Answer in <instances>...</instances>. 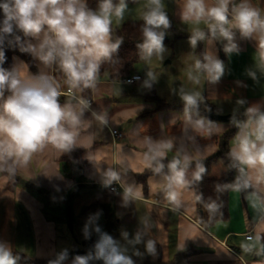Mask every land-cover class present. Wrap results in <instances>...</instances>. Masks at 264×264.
<instances>
[{"label": "crops", "instance_id": "1", "mask_svg": "<svg viewBox=\"0 0 264 264\" xmlns=\"http://www.w3.org/2000/svg\"><path fill=\"white\" fill-rule=\"evenodd\" d=\"M250 3L264 15V0H250ZM180 11L177 7L169 14L172 24L192 23L182 21ZM124 17L136 20L131 13ZM118 21L113 17V25H118ZM237 43L239 54L228 57L222 50L218 51L225 73L215 84L207 83L202 74L199 95L214 107L212 112L244 119L247 107L264 106V71L259 67L258 39L243 40L237 34ZM202 47L204 50L206 45L202 43ZM14 58L18 63L22 61L13 55L12 64ZM246 69L255 71L256 79L251 78ZM21 70L47 71L55 78L54 68L39 69L35 60L33 69L23 64ZM130 75H139L141 80L125 84L102 76L97 79L95 88H91V104L83 113V125L74 147L81 151L85 162L81 174L63 173L59 162L62 151L49 145L34 154L26 166L17 169L19 183L13 191L6 189V180L0 175V243L11 254L18 252L34 259L57 260L65 250L91 251L81 245L85 240L84 227L88 224L89 239H98L94 229L99 226L139 264H167L183 252L188 257L182 264H264V189L259 193L249 192L244 199L239 191L230 190L227 220L206 229L197 222L191 189L186 186L179 189V204H174L167 198L164 175L149 176L145 186L136 178L149 168L144 162L149 141L170 142L171 148L165 149L166 158L183 159L187 155L190 166L214 154L218 137L233 129L230 147L237 129L230 121L210 119L203 114L204 108L188 113L179 109L156 110L155 104L144 98L149 88L143 86L142 73L132 69ZM55 80L61 91L60 102L76 103L62 94L64 78L60 76ZM152 88L160 99L183 103L174 98L167 100L158 95L153 84ZM239 100L245 103L241 105ZM198 119L212 122L211 134L207 129L196 127ZM112 130L119 132L121 138H113ZM109 171L117 172L118 180L108 183ZM185 171L188 180L193 168L187 167ZM224 176L225 166L215 163L209 177ZM113 184L116 185L114 193L109 191ZM75 186H78L77 193L70 197ZM128 189H132V195L126 200ZM93 217L95 219L89 223ZM124 232L128 233L127 239L122 235ZM137 232L141 233L142 242L129 244ZM248 232L252 236L250 240L245 239ZM149 239L155 242L152 255L145 250ZM137 250L143 255H134ZM74 256L67 254L62 264H71Z\"/></svg>", "mask_w": 264, "mask_h": 264}, {"label": "clouds", "instance_id": "2", "mask_svg": "<svg viewBox=\"0 0 264 264\" xmlns=\"http://www.w3.org/2000/svg\"><path fill=\"white\" fill-rule=\"evenodd\" d=\"M127 7V0H97L94 9L89 7L88 0H0V171L15 176L19 167L26 166L34 154L49 145L62 152L73 150L83 125V113L89 107L87 101L75 97V90L95 88L101 65L118 53L123 39L113 35V17L123 20ZM180 19L206 24V30L196 28L189 34L188 44L193 49L202 43L206 45L201 57L194 62V69L206 76L207 83H218L225 73L219 50L228 57L239 54L237 34L243 40L258 39L259 67L264 71V15L250 0L239 3L234 0H212L211 3L184 0ZM142 21V41L137 44L140 58L148 61L156 56L163 60L168 50L164 41L172 27L163 0H147ZM5 43L38 61L39 69H59L76 103L60 102L59 85L47 71H22L21 65L25 62L18 63L15 58L10 67H4L7 61ZM246 72L256 79L255 71L246 69ZM146 77L143 86L151 88L156 74L149 70ZM181 99L188 113L198 108L200 95L181 89ZM238 103L243 105L245 101ZM243 115L244 119L233 116L230 121L237 129L226 154L229 167L237 172L231 187L236 191L252 189L259 193L264 189V106H249ZM195 125L198 129H207L209 134L213 129L212 122L205 119L196 120ZM171 146L170 142L149 141L145 165L155 166L154 171L160 173L165 168V149ZM189 164L187 155L183 159L173 158L167 164L164 188L167 198L174 204H179L178 190L189 183L185 171ZM196 169L193 177L199 181L205 168L197 164ZM118 178L117 172H107L108 183ZM131 195L132 189H128L125 199ZM217 207L215 203L208 205L210 212ZM93 219L95 217L90 218L89 223ZM94 231L98 239L93 249L74 256L71 264H90L93 260L102 261V264H135L112 236L99 226ZM122 235L128 238L127 232ZM90 236L86 224L84 237L89 239ZM141 242L140 232L128 241L132 245ZM145 250L154 254L155 242L147 240ZM134 255L143 254L137 250ZM66 259L65 250L50 264H62ZM0 264H17L2 243Z\"/></svg>", "mask_w": 264, "mask_h": 264}, {"label": "trees", "instance_id": "3", "mask_svg": "<svg viewBox=\"0 0 264 264\" xmlns=\"http://www.w3.org/2000/svg\"><path fill=\"white\" fill-rule=\"evenodd\" d=\"M136 0H127V2H134ZM88 5L90 8H96L97 0H88ZM0 18H2V11H0ZM143 21L136 20H126L118 25H113V35L114 37H119L123 39V44L121 45L117 54H114L113 59L111 61H106L101 65L100 71L98 73V78L106 77L110 81H122L124 78L130 76L133 64L140 58V52L137 48V44L142 41V32L141 25ZM170 31L175 33V38H181L180 33L172 27ZM5 53L7 57V61L4 67H10L12 65L11 58L13 55L18 56L25 64L33 69V59L27 54L21 53L18 48L15 46H8L7 43L4 45ZM203 52L202 44L198 45L195 48V54L197 59L201 57ZM55 69V78L57 80L60 79V76L64 78L63 74L59 71V69ZM59 71V72H58ZM65 79V78H64ZM76 94L81 99L90 98L91 88L81 90H75ZM144 98L155 104L156 110L159 109H179L185 111V104H175L173 101H165L160 99L154 92V89L151 87L144 94ZM202 108L214 111V107L208 103L203 97L200 98L199 106L197 109L200 110ZM233 135V129L227 130L217 139V151L201 160H197L193 162L190 166L193 168L195 172L196 165L200 164L205 168V172L202 174V179L197 181L194 179L193 175L188 179L189 183L186 185L187 188L193 191V199L196 205V218L197 222L204 228H211L216 222L225 221L228 218V192L233 190L231 185L234 183L237 172L234 169L229 167V161L227 159V152L229 150V142ZM172 159L165 158L163 163L165 164V168L160 172L156 173L153 168L144 169L142 173L136 175L137 180L143 185H146V180L149 176L152 175H164L165 177L168 175L167 164ZM60 168L63 173L67 171H75L78 174H81L82 168L85 162L81 158V151L74 149L70 152H61L59 157ZM221 162L226 168V176L222 178H211L209 177V171L211 167L217 163ZM193 172V173H194ZM0 175L3 176L6 180V189L9 191H13L14 188L18 185L19 179L17 175L12 176L7 172L0 171ZM167 182V181H166ZM219 186V187H218ZM78 186H75L74 189L70 193V197L74 196L77 193ZM240 195L242 199H244L245 195L249 192H253L252 189L248 190H240ZM211 203H215L218 207L215 211L210 212L208 209V205ZM96 242L94 239H85L81 242L82 247L85 250H92L93 245ZM67 254L73 255H84L85 251L81 250H71L67 252ZM12 256L16 258L18 263L24 264H50L51 261H55V258L51 259H34L30 257H26L18 252H13ZM187 253H180L175 255L167 264H182L187 262ZM98 264H102V261H98ZM135 264H139L135 262ZM149 264V263H148Z\"/></svg>", "mask_w": 264, "mask_h": 264}, {"label": "rangeland", "instance_id": "4", "mask_svg": "<svg viewBox=\"0 0 264 264\" xmlns=\"http://www.w3.org/2000/svg\"><path fill=\"white\" fill-rule=\"evenodd\" d=\"M211 3L210 1H208ZM128 7L124 16L134 14L136 21L142 20V15L145 11L147 0H136L127 2ZM184 0H163L165 11L172 13L174 8L179 10L183 7ZM125 18V17H124ZM171 19V18H170ZM126 19L119 20L117 24H121ZM181 38H175V33L169 30V35L165 38L167 51L164 54V59L153 56L150 60L145 61L139 58L132 66V69L138 70L145 79L146 73L151 70L156 74V80L152 84L157 88L159 96H164L165 99L182 100L181 89L188 92H197L200 94V88L203 83V75L197 73L194 69V62L197 59L195 48H191L188 44L189 34L196 28L203 29L206 24L201 22L195 24H179L174 25ZM80 249V246L78 247ZM90 264H98V260H93Z\"/></svg>", "mask_w": 264, "mask_h": 264}, {"label": "built area", "instance_id": "5", "mask_svg": "<svg viewBox=\"0 0 264 264\" xmlns=\"http://www.w3.org/2000/svg\"><path fill=\"white\" fill-rule=\"evenodd\" d=\"M136 76H139V75H130V76L124 78L122 81H123V83H125V84H133V83H135V82L141 80V77H140V76H139V77H140L139 80H134L133 77H136ZM130 80H131L132 82H131V83H128V81H130ZM62 86H63L62 94L65 95V96H68V97H70V98H73V93L69 90V87H68V85H67L66 82H65V79H64L63 82H62ZM75 97L78 98V99H81V98L78 97V95L76 94V92H75ZM83 100L87 101V102L89 103V106H90V104H91V99H90V98L83 99ZM111 135H112L113 138H115V139H119V138H121V134H120L119 132H117L116 130H112V131H111ZM115 190H116V185H115V184H113V185H111V186L109 187V191H110V192L114 193ZM251 238H252V236H251V233H250V232H248V233L245 234V239H246V240H250Z\"/></svg>", "mask_w": 264, "mask_h": 264}, {"label": "water", "instance_id": "6", "mask_svg": "<svg viewBox=\"0 0 264 264\" xmlns=\"http://www.w3.org/2000/svg\"><path fill=\"white\" fill-rule=\"evenodd\" d=\"M203 114L212 120L221 121V122L231 121V119H232L231 115H219V114H216V113L209 111V110H206V109L203 110Z\"/></svg>", "mask_w": 264, "mask_h": 264}]
</instances>
